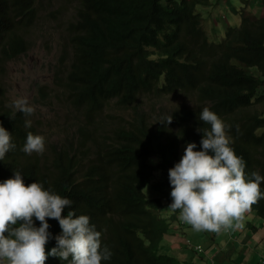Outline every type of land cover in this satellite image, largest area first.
I'll return each instance as SVG.
<instances>
[{
  "label": "clouds",
  "instance_id": "1",
  "mask_svg": "<svg viewBox=\"0 0 264 264\" xmlns=\"http://www.w3.org/2000/svg\"><path fill=\"white\" fill-rule=\"evenodd\" d=\"M247 1V10L254 2L263 5ZM211 2L196 12L217 43L226 41L242 69L243 35L227 37L241 25V11ZM225 11L237 23L222 35L218 24L226 20ZM45 24L59 32L55 21ZM33 30L8 20L0 29V264H181L195 252L205 253L201 264H217V245L206 251L195 246L187 224L214 241L226 231V264H264V128L255 139L230 135V124L241 131L248 127L247 94L223 102L209 96L195 126L172 112L196 109V97L155 91L111 99L82 116L64 96L54 67L52 84L34 80L33 96L13 97L17 67L25 73L40 35L47 33L40 32L33 45ZM194 83L210 95L215 87L208 80ZM164 97L178 104L169 108ZM162 105L167 108L160 110ZM162 125L181 136L167 166L157 138Z\"/></svg>",
  "mask_w": 264,
  "mask_h": 264
},
{
  "label": "trees",
  "instance_id": "2",
  "mask_svg": "<svg viewBox=\"0 0 264 264\" xmlns=\"http://www.w3.org/2000/svg\"><path fill=\"white\" fill-rule=\"evenodd\" d=\"M219 1L232 6L229 0ZM241 2V25L230 28L227 37L234 32L243 35L246 47L241 62L246 66L242 69L235 65L236 58L226 41L218 44L217 35H209L201 14L196 12L197 6H212L211 0H0V29L7 20L29 30L33 27L30 35L34 45L40 32H51L45 22L57 23L59 55L51 69H56V82L82 116L123 96L135 99L152 91L168 95L183 92L182 96L197 98V107L176 108L172 115L191 116L186 119L194 125L200 106L209 96L223 102L225 97H236L237 101L247 94L248 109L243 113L247 129L241 131L230 124L231 138L243 141L245 136L255 139V132L264 128V14L258 11L257 17H247L248 1ZM260 2L264 7V0ZM25 46H29L28 41ZM45 47L49 53L53 50L48 42ZM205 80L215 85L211 95L194 83ZM174 136L179 135L167 125L157 133L163 166L174 157V148L180 143L181 136ZM260 139L264 142V134Z\"/></svg>",
  "mask_w": 264,
  "mask_h": 264
},
{
  "label": "rangeland",
  "instance_id": "3",
  "mask_svg": "<svg viewBox=\"0 0 264 264\" xmlns=\"http://www.w3.org/2000/svg\"><path fill=\"white\" fill-rule=\"evenodd\" d=\"M255 3V4H254ZM252 6H250V9L247 10V12L252 16V18L255 17V15H259L257 10L260 11V8H262L263 5H260V3L254 2ZM234 8L239 9L242 5L241 0H230V3ZM257 4V5H256ZM225 5V3H224ZM255 6V7H254ZM257 7V8H256ZM226 9L225 7H223ZM256 13V14H254ZM263 12L264 10L260 11ZM226 20L219 22V29L222 30V35H224L225 27L229 25H236L237 20L235 16L230 14L229 12L225 11ZM257 17V16H256ZM227 25V26H225ZM51 26H55V23H51ZM55 32V31H51ZM59 38V35L55 32L51 35L47 33L40 35V41L38 42V45L34 51V54L36 56V59H28L26 61V65L24 66L25 73H23L21 70L23 69L22 66L17 67V71L14 74L12 80H11V86H12V96L15 97L16 95L22 93L23 96H33V88L32 83L34 80H36V85L43 83V82H49L52 84L51 80V63H56V60H58L57 56L59 55V48H58V42L56 39ZM50 43L53 45L52 54L47 53V49L45 47V43ZM43 67V70L41 73H35L36 71H40ZM55 71V69H54ZM25 74H30L28 76V79L26 81H22ZM22 81V82H21ZM21 82V83H20ZM164 101L166 102L167 106L169 108L173 107L175 104H178V100H176L174 97H164ZM180 101V100H179ZM58 99L55 100V103L58 104ZM181 102V101H180ZM167 107L165 105H162L159 107L160 110H165ZM167 111V110H166ZM163 114V111H159ZM130 111H127L125 113L126 118H128ZM187 230L189 237L192 239V242L195 246H201L205 251L212 245V243H215L217 245L216 250L213 253V257H217L216 261L217 264H226L225 261H223V249L225 248V244L222 243L223 238L227 236L226 231L223 230V232L217 237V239L214 241L213 237L205 231H195L193 230L191 225L187 224ZM194 232V233H193ZM216 234V233H215ZM196 236H200L196 239ZM219 247V249H218ZM204 254H191L189 253V257L192 258L189 261H186V263L181 262V264H201L202 258L205 256Z\"/></svg>",
  "mask_w": 264,
  "mask_h": 264
},
{
  "label": "bare ground",
  "instance_id": "4",
  "mask_svg": "<svg viewBox=\"0 0 264 264\" xmlns=\"http://www.w3.org/2000/svg\"><path fill=\"white\" fill-rule=\"evenodd\" d=\"M224 1H225V0H224ZM229 1H230V0H229ZM217 2H218V1H217ZM217 2H216V3H217ZM219 2H220V1H219ZM229 3H230V2H229ZM254 4H255V3H254ZM174 5H175V4H174ZM256 5H257V4H256ZM241 6H242V5H241ZM201 7H204V6H201ZM254 7H255V6H254ZM197 8H198V6H197ZM256 8H257V7H256ZM244 9H245V8H244ZM245 10H246V9H245ZM252 12H253V11H252ZM253 13H254V12H253ZM254 14H256V13H254ZM226 17H227V16H226ZM255 17H256V15H255ZM224 21H225V20H224ZM176 24H177V23H176ZM176 24H175V25H176ZM189 24H190V23H189ZM191 24H193V23H191ZM203 24H205V23L203 22ZM181 25H182V24H181ZM182 26H183V25H182ZM202 26H203V25H202ZM205 26H206V25H205ZM225 26H227V25H225ZM176 27H177V26H176ZM178 27H179V24H178ZM183 27H184V26H183ZM202 28H203V27H202ZM205 28H206V27H205ZM225 28H226V27H225ZM181 29H182V28H181ZM178 30H179V29H178ZM202 30H203V29H202ZM205 30H207V28H206ZM207 31H208V30H207ZM206 34H208V33L206 32ZM206 34H205V35H206ZM205 35H204V36H205ZM197 36H198V35H197ZM206 36H207V35H206ZM215 36H216V34H215ZM202 38H203V37H202ZM210 38H211V37H210ZM194 39H195V38H194ZM204 39H205V38H204ZM204 39H203V40H204ZM190 41H191V40H190ZM200 41H201V40H200ZM207 41H208V40H207ZM215 43H216V41H215ZM218 44H219V43H218ZM216 47H217V46H216ZM256 63H258V62H256ZM258 64H259V66H260V63H258ZM253 65H254V64H252L251 66H253ZM256 65H257V64H256ZM260 67H261V66H260ZM260 67H259V68H260ZM251 70H253V69L251 68ZM259 70H260V69H259ZM260 71H261V70H260ZM262 72H263V71H262ZM254 73H255V71H254ZM251 74H252V73H251ZM262 75H263V74H262ZM240 76H241V75H240ZM242 76H244V75H242ZM233 77H234V76H233ZM245 77H246V76H245ZM248 77H250V76H248ZM252 77H253V76H252ZM252 77H250V78L252 79ZM235 79H236V78H235ZM237 79H238V78H237ZM241 79H242V78H240V80H241ZM246 79H249V78H246ZM251 79H249V80H251ZM235 81H236V80H235ZM245 81H246V80H245ZM242 82H243V81H242ZM259 83H260V82H259ZM261 83H262V81H261ZM237 84H238V83H237ZM228 86H229V85H227L226 87L228 88ZM235 86H236V84H235ZM245 87H246V86H245ZM260 87H261V86H260ZM221 88H222V87H221ZM223 88H224V87H223ZM229 88L231 89L232 87L230 86ZM256 88H258V87H256ZM262 89H263V88H262ZM253 90H254V89H253ZM172 91H173V89H172ZM172 91H171V93H173ZM180 91H181V90H180ZM247 91H248V90H247ZM174 92H175V90H174ZM176 92H177V91H176ZM240 92H241V90H240ZM248 92H249V91H248ZM182 93H183V92H182ZM182 93H181V94H182ZM241 93H242V92H241ZM252 93H253V92H252ZM181 94H180V95H181ZM195 94H196V93H195ZM259 94H260V92H259ZM261 94H262V93H261ZM261 94H260V95H261ZM176 95H177V94H176ZM249 95H250V94H249ZM249 95H248V96H249ZM218 96H219V95H218ZM255 96H256V95H255ZM219 97H220V96H219ZM231 97H232V96H231ZM253 97H254V96H252V98H253ZM223 98H224V97H223ZM228 98H230V97H228ZM233 98H234V97H233ZM235 98H236V97H235ZM235 98H234L233 100H235ZM242 98H243V97H242ZM261 98H262V97H260V99H261ZM217 99H220V100H221V98H218V97H217ZM224 99H227V97H225ZM256 99L259 100V98H257V97H256ZM222 100H223V99H222ZM254 100H255V98H254ZM257 100H256V101H257ZM261 100H263V98H262ZM218 101H219V100H218ZM256 101H255V102H256ZM259 102H260V101H259ZM256 103H258V101H257ZM260 103H261V102H260ZM262 103H263V102H262ZM250 104H251V103H250ZM246 105H247V103H246ZM248 105H249V103H248ZM259 105H260V104H259ZM262 105H263V104H262ZM262 107H263V106H261V109H263ZM254 108H255V107H254ZM256 108H257V107H256ZM257 109H258V108H257ZM259 109H260V108H259ZM254 111H255V109H254ZM261 112H262V110H261ZM261 112H260V113H261ZM263 112H264V111H263ZM263 112H262V113H263ZM256 113H257V112H256ZM257 114H258V113H257ZM186 115H187V114H186ZM259 115H260V114H259ZM261 115H262V114H261ZM182 117H184V115H183ZM182 117H181V118H182ZM186 117H188V119L191 118V116H190V117H189V116H186ZM186 117H185L184 119H186ZM257 117H258V116H257ZM188 119H186V120H188ZM193 119H195V118H193ZM191 121H193V120H191ZM259 121H260V120H259ZM195 124H196V123H195ZM195 124H194V125H195ZM171 135H172V134H171ZM170 137H171V136H170ZM177 137H180V136H177ZM177 137L174 136V138H177ZM171 138H172V137H171ZM226 237H227V236H226ZM218 249H219V247H218ZM195 253H196V252H195ZM196 255H197V253H196Z\"/></svg>",
  "mask_w": 264,
  "mask_h": 264
},
{
  "label": "crops",
  "instance_id": "5",
  "mask_svg": "<svg viewBox=\"0 0 264 264\" xmlns=\"http://www.w3.org/2000/svg\"><path fill=\"white\" fill-rule=\"evenodd\" d=\"M255 263V260L253 261V264Z\"/></svg>",
  "mask_w": 264,
  "mask_h": 264
}]
</instances>
